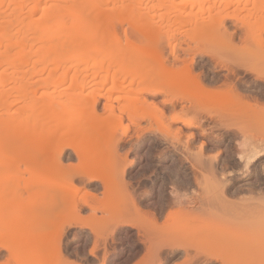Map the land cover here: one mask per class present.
Wrapping results in <instances>:
<instances>
[{"label":"rangeland","instance_id":"1","mask_svg":"<svg viewBox=\"0 0 264 264\" xmlns=\"http://www.w3.org/2000/svg\"><path fill=\"white\" fill-rule=\"evenodd\" d=\"M175 51L264 109V0H0V264H264V110Z\"/></svg>","mask_w":264,"mask_h":264},{"label":"bare ground","instance_id":"2","mask_svg":"<svg viewBox=\"0 0 264 264\" xmlns=\"http://www.w3.org/2000/svg\"><path fill=\"white\" fill-rule=\"evenodd\" d=\"M190 48V50H188ZM188 49H183V51H184V53L186 52L187 53V55L188 54H190L193 50H192V48L191 47H189ZM176 50V49H175ZM172 51H173V49H172ZM174 52V51H173ZM170 53V52H169ZM172 53V52H171ZM193 53V52H192ZM195 53V52H194ZM173 55L174 54H176V51H175V53H172ZM191 55V54H190ZM194 55V54H193ZM180 56V55H179ZM177 56V55H174V59H175V62H177V61H182V57L180 56ZM247 57V56H246ZM239 59V58H238ZM183 60H185L184 58H183ZM186 60H187V58H186ZM191 60H195V59H191ZM191 60H187V62L185 61V62H181V64H183V63H186L185 64V66H182V72H185L187 75H189V77L190 76H192L193 74L192 73H194V77L192 76V77H190V83L193 85V92H192V94H194V95H192V94H190V96H189V98H190V100H191V103L194 101V103H192L193 104V106H195V104H197L196 106L198 107V108H201V106H202V108L201 109H205V110H207L208 108H204L205 107V105H206V107H212L214 104V106L213 107H217V108H222L223 107V104L224 105H226L227 106V104L229 105H231V106H229L231 109L233 108L234 110L236 109L234 106L236 105L237 106V108H238V106H239V108L240 107H244L245 106V109L246 110H249V111H255V110H260V109H262L261 107H260V109H258V105H256V104H254V103H252V102H250V101H248V99L240 92V90H239V88L237 87V85L236 84H234V83H226V84H228V85H224V87L223 88H215L214 86L212 87V86H210V85H208V84H206L205 83V81L203 80V78H201V76L202 75H198V74H196V76H195V68H194V70H192V64L191 65H189L190 63H192V61ZM247 60V59H246ZM245 60V61H246ZM190 61V62H189ZM242 61V60H241ZM241 63V62H240ZM177 64V63H176ZM175 64V65H176ZM179 64V63H178ZM177 64V65H178ZM194 64V63H193ZM239 64V63H238ZM174 65V66H175ZM223 65V64H222ZM244 65V64H243ZM171 66V65H170ZM241 66V65H240ZM184 67V68H183ZM229 67V66H228ZM236 67H238V66H236ZM187 69V71L188 72H190V73H188L187 71H186V69ZM229 68H231L232 69V67H229ZM185 69V70H184ZM233 69H234V67H233ZM191 70H192V72H191ZM235 70V69H234ZM234 70H233V72H234ZM182 74V73H181ZM184 74V73H183ZM232 74V73H231ZM236 74H237V72H236ZM185 77H186V75H185ZM191 85V86H192ZM192 90V89H191ZM151 92V91H150ZM153 93H155V92H153ZM151 94H152V92H151ZM194 96H196V97H198V98H196V97H194ZM188 97V96H187ZM186 97V101H188V99L189 98H187ZM192 97H193V99L195 98V100H193L192 99ZM202 99V100H201ZM206 101H205V100ZM193 100V101H192ZM199 100H201V101H199ZM204 100V101H203ZM198 101V102H197ZM205 103V104H204ZM207 103V104H206ZM202 104V105H201ZM240 104H242V106H240ZM246 104V105H245ZM199 105H200V107H199ZM212 105V106H211ZM234 105V106H233ZM225 106V107H226ZM247 106V107H246ZM224 107V108H225ZM257 107V108H256ZM224 108H222V109H224ZM226 108H228V107H226ZM192 109V107L190 108V110ZM195 109V108H194ZM194 109H193V111H194ZM210 109V108H209ZM241 109V108H240ZM188 110V109H187ZM198 110V109H197ZM203 110H202V112H203ZM225 110V109H224ZM228 110V109H227ZM264 110V109H263ZM263 110L262 111H255V114H261V115H258V116H261V118H263L262 117V113H263ZM211 111V110H210ZM242 111V110H241ZM243 111H245V110H243ZM254 111H253V113H254ZM186 112H188V111H186ZM199 112V111H198ZM205 112V111H204ZM217 112V111H216ZM231 112H234V111H231ZM238 112V111H237ZM258 112V113H257ZM262 112V113H261ZM185 113V112H184ZM207 113V112H206ZM225 113V112H224ZM229 113H230V110H229ZM211 114V113H210ZM239 114V113H238ZM212 115V114H211ZM247 115V114H246ZM219 116V115H218ZM248 116V115H247ZM255 116V115H254ZM260 118V117H259ZM258 119V118H257ZM197 120V119H196ZM230 119H228V121H229ZM242 120V119H241ZM263 120V119H262ZM182 121V120H181ZM220 121V120H219ZM255 121V120H254ZM257 121V123H258V120H256ZM259 121H261V119H259ZM182 122H184V120L182 121ZM230 122V121H229ZM240 122H242V121H240ZM186 123H188L187 124V126H193L194 124H191L192 122L191 121H189V122H187V121H185L184 122V124L186 125ZM227 123V122H226ZM260 123V122H259ZM189 124H191V125H189ZM227 124H229V123H227ZM224 125V124H223ZM226 125V124H225ZM230 125V124H229ZM228 125V126H229ZM234 124H232V126H233ZM236 125V124H235ZM238 125V124H237ZM231 126V125H230ZM241 126V125H240ZM234 127V126H233ZM257 127V126H256ZM236 128V127H235ZM251 150H253V151H251L252 153H254V154H252L253 156H251V154L250 153H248L247 155L248 156H245V155H241L240 157H241V159H242V156H244L245 157V159H246V161L245 162H247V160H248V157H249V162L251 161V160H253V158L255 159V158H257V157H259L260 156V158H262L261 157V155L263 154V149L261 148V149H259V148H251ZM202 155H203V153H202ZM264 155V154H263ZM251 156V157H250ZM243 157V158H244ZM197 158H198V156H197ZM200 158H202V157H200ZM252 158V159H251ZM259 160V159H258ZM255 161H256V159H255ZM254 162V161H253ZM248 164V163H247ZM208 167H209V165H208ZM212 170V169H211ZM213 172V171H212ZM215 172V171H214ZM225 188H226V186H224ZM222 189V188H221ZM222 193V192H221ZM226 195V194H225ZM224 194H223V196H225ZM224 200H222V202H223ZM224 203V202H223ZM226 203H228V202H226ZM232 204V203H231ZM231 204H230V206H231ZM225 206H226V204H224ZM227 205H229V203L227 204ZM236 206H231V209H234ZM240 207V206H239ZM225 208H227L226 210H228V208L230 209V207H228V206H226V207H224V209ZM223 209V208H222ZM223 209V210H224ZM240 209V208H239ZM235 210V209H234ZM246 210V209H245ZM236 211V210H235ZM229 212V211H228ZM234 212V211H233ZM239 212V211H238ZM239 213H241V211L239 212ZM227 214V213H226ZM236 214V213H235ZM243 214V213H242ZM253 214V213H252ZM212 215V214H211ZM231 215V214H230ZM229 215V217H231ZM233 215H234V213H233ZM233 215H232V217H233ZM246 215V214H245ZM213 216V215H212ZM238 216V215H237ZM227 217H228V215H227ZM234 219H235V217H233ZM239 218V217H238ZM244 219V218H243ZM227 221V222H226ZM226 221H225V223H224V226H222V227H220V228H215V229H213V228H211L210 226H209V229L207 228V230H208V235L207 236H212V235H219V236H223V237H227L228 235H230V234H232L234 231H236L238 228H239V221H237V220H233V219H229L228 220V218L226 219ZM215 223V222H214ZM214 225V224H213ZM219 225V224H218ZM217 225V226H218ZM206 234V233H205ZM249 237V236H248ZM235 241V240H234ZM240 243V242H239ZM239 243H236V244H239ZM233 244H235V243H233ZM241 244H243V242L241 241Z\"/></svg>","mask_w":264,"mask_h":264}]
</instances>
